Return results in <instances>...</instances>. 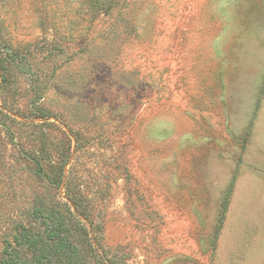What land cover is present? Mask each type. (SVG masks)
Listing matches in <instances>:
<instances>
[{
	"label": "rangeland",
	"instance_id": "1",
	"mask_svg": "<svg viewBox=\"0 0 264 264\" xmlns=\"http://www.w3.org/2000/svg\"><path fill=\"white\" fill-rule=\"evenodd\" d=\"M37 200L85 264H264V0H0V250Z\"/></svg>",
	"mask_w": 264,
	"mask_h": 264
},
{
	"label": "trees",
	"instance_id": "2",
	"mask_svg": "<svg viewBox=\"0 0 264 264\" xmlns=\"http://www.w3.org/2000/svg\"><path fill=\"white\" fill-rule=\"evenodd\" d=\"M33 162L38 172L40 168L36 158ZM62 175L60 168L57 186L61 185ZM68 199L77 209L74 200ZM31 219L35 226L18 222L11 239L3 240L0 264H85L80 253L84 244L81 239L86 241L87 251L92 250L94 254L88 229L67 203L53 201L46 204L37 200L31 210Z\"/></svg>",
	"mask_w": 264,
	"mask_h": 264
}]
</instances>
